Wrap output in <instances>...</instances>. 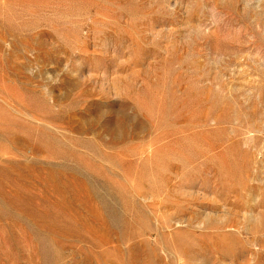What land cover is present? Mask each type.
Listing matches in <instances>:
<instances>
[{
    "label": "rangeland",
    "instance_id": "obj_1",
    "mask_svg": "<svg viewBox=\"0 0 264 264\" xmlns=\"http://www.w3.org/2000/svg\"><path fill=\"white\" fill-rule=\"evenodd\" d=\"M0 264H264V0H0Z\"/></svg>",
    "mask_w": 264,
    "mask_h": 264
}]
</instances>
